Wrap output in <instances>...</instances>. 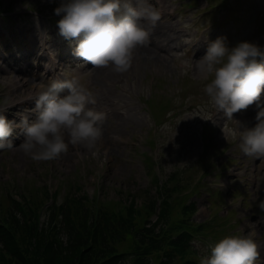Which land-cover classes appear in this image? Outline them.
Returning <instances> with one entry per match:
<instances>
[{"label": "rangeland", "instance_id": "rangeland-1", "mask_svg": "<svg viewBox=\"0 0 264 264\" xmlns=\"http://www.w3.org/2000/svg\"><path fill=\"white\" fill-rule=\"evenodd\" d=\"M60 2L0 0V109L14 105L0 114L19 124L34 108L32 103L24 109L19 106L28 94L50 85L56 81L54 77L59 81L75 79L96 100L88 107L106 113L100 152L93 156L80 146L69 145L58 159L34 161L18 147L0 150V201L7 191L14 194L23 192L25 185L39 189L47 184L66 192H77L80 187L89 197L95 193L102 201L136 197V203H144L150 178L143 157L150 152L159 164L156 174L162 183L175 171L176 182L181 181L184 188L204 179L201 193L189 198L197 208L193 220L201 223L215 214L223 217L233 211L228 222L233 230L227 236L253 239L260 252L256 264H264V158L244 155L232 135L240 127H254L258 109L252 105L227 118L204 93L205 82L197 77L194 67L218 37L224 38L229 49L240 42L264 46V0H230L227 7L214 9L211 7L217 3L213 0H149L161 19L151 29L148 45L137 49L132 67L122 74L111 68H93L82 58L79 63L68 62L73 40L59 35L57 21L61 17L54 9ZM10 10L13 12L8 13ZM229 12L232 18L228 20ZM35 65L45 70L38 72ZM20 67L29 84L15 89L10 83L22 77ZM186 82V92L195 94L155 126L146 100L157 93L175 95ZM67 94L65 89L61 97ZM173 100L177 107L182 101L179 97ZM205 125L209 136L203 139ZM12 137L22 139L19 127L9 139ZM151 140L155 141L152 151ZM172 186L167 182L168 188ZM208 189L216 192L213 197L208 196ZM176 198L171 193V201ZM215 243L206 240L194 246L206 257Z\"/></svg>", "mask_w": 264, "mask_h": 264}, {"label": "clouds", "instance_id": "clouds-1", "mask_svg": "<svg viewBox=\"0 0 264 264\" xmlns=\"http://www.w3.org/2000/svg\"><path fill=\"white\" fill-rule=\"evenodd\" d=\"M54 14L61 17L59 35L75 40L76 56L93 68H111L121 74L132 67L137 49L148 45L151 29L161 19L149 0H136L135 4L132 0H61ZM194 67L205 82L204 93L227 118L255 105V126L240 127L232 135L244 155L264 158V50L250 42L229 49L224 38L218 37ZM65 89L68 94L61 97L59 93ZM25 101H34L31 111L35 119L25 117L14 124L0 114V150L18 147L34 161L58 159L69 145L80 146L93 156L100 152L106 113L88 107L96 100L77 80L53 81L30 93ZM18 127L24 139L14 146L9 137ZM259 258L253 239L231 235L212 245L210 255L201 257L199 264H256Z\"/></svg>", "mask_w": 264, "mask_h": 264}, {"label": "trees", "instance_id": "trees-1", "mask_svg": "<svg viewBox=\"0 0 264 264\" xmlns=\"http://www.w3.org/2000/svg\"><path fill=\"white\" fill-rule=\"evenodd\" d=\"M162 187L143 207L133 200L95 203L81 192L58 204L55 192L44 221L45 188L40 195L27 188L18 200L7 191L0 201V264H199L190 242L206 226H192L194 204L171 201L177 182Z\"/></svg>", "mask_w": 264, "mask_h": 264}, {"label": "bare ground", "instance_id": "bare-ground-1", "mask_svg": "<svg viewBox=\"0 0 264 264\" xmlns=\"http://www.w3.org/2000/svg\"><path fill=\"white\" fill-rule=\"evenodd\" d=\"M43 69H44V68L39 67L38 70H43ZM20 72H23V68L20 69ZM28 84H29V82H27L24 78H21L20 81L18 80V81H16L15 83H10V86H11V87H14V86H15V89H19L18 86L21 87V88H23V87H25V86L28 85ZM16 86H17V87H16ZM28 95H29V94H28ZM59 95L61 96V93H59ZM25 104H26V101H25V99H23V103H22L21 107L24 108ZM12 141H13L14 144H17V143L22 142L23 140H18V139H16V138H13Z\"/></svg>", "mask_w": 264, "mask_h": 264}]
</instances>
